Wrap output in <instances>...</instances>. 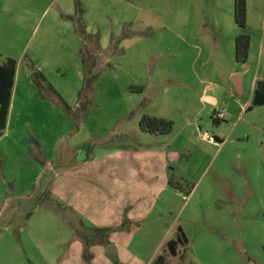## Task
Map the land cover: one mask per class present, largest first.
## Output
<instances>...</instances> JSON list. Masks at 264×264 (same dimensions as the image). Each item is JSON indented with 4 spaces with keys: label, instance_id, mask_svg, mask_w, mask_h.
<instances>
[{
    "label": "rangeland",
    "instance_id": "obj_1",
    "mask_svg": "<svg viewBox=\"0 0 264 264\" xmlns=\"http://www.w3.org/2000/svg\"><path fill=\"white\" fill-rule=\"evenodd\" d=\"M233 3L0 0V60L28 68L35 59L71 103L68 112L51 92L41 101L20 87L0 137V264H154L159 256L166 264H264V107L251 104L264 80V0H249L244 30ZM139 8L144 73L127 72L129 62L113 75L120 35ZM241 34L250 36L246 64L235 58ZM237 74L241 94L231 82ZM91 75L99 106L74 115ZM130 79L143 91H131ZM205 84L216 106L200 103ZM144 115L173 122V131L143 133ZM178 227L188 243L172 256L167 243Z\"/></svg>",
    "mask_w": 264,
    "mask_h": 264
},
{
    "label": "trees",
    "instance_id": "obj_2",
    "mask_svg": "<svg viewBox=\"0 0 264 264\" xmlns=\"http://www.w3.org/2000/svg\"><path fill=\"white\" fill-rule=\"evenodd\" d=\"M78 5L79 4H77V8ZM233 8L235 25L240 29H246L247 0H234ZM69 19L72 20L73 18L70 17ZM249 49L250 36L248 34L239 35L235 39V58L237 63L246 64L249 56ZM16 67L17 63L14 60L7 59L4 62L0 60V137L7 127ZM30 70L32 80L40 95L43 96V93L47 91L51 92L60 102L63 103L65 110L70 112V107L57 94L52 85L47 82L43 73L37 70L32 64L30 65ZM96 78L97 75H91L90 77L85 78L83 87L78 94V107L75 111L76 113L73 112L74 115L79 113L83 117L93 106L94 82L96 81ZM133 89V87L130 88L131 91ZM251 104L253 107H264V80H257L255 82ZM139 128L143 133L165 136L173 131L174 125L171 121L144 115L139 121ZM94 232L95 236L92 238V244H95L100 238L99 234L101 233V229H96ZM187 243L188 239L185 233L182 228L178 227L176 238L167 243V250L172 256H176L177 248L180 245H186ZM83 258L86 262H89V257L86 256V253ZM154 264H166V257H157Z\"/></svg>",
    "mask_w": 264,
    "mask_h": 264
},
{
    "label": "crops",
    "instance_id": "obj_3",
    "mask_svg": "<svg viewBox=\"0 0 264 264\" xmlns=\"http://www.w3.org/2000/svg\"><path fill=\"white\" fill-rule=\"evenodd\" d=\"M123 1H124V3H127V5L130 6V3H132L134 0H129V1L128 0H123ZM233 5H234V3H233ZM137 8L138 7H135V10H137ZM142 12H143L142 8H139L138 9V14H137L135 20H132V21L130 20V21H128L126 23V27L128 28L129 31L124 36H122V34L120 35L121 36L120 37L121 42H120L119 48L121 49V53L116 56L117 57L116 58L117 61L114 63L115 67H111V69H110L111 71L109 73H111L113 75H117V74H119V72H124L127 69V65L129 64V62H130V66H131V71L128 70L127 72H131V73H134V74L137 73L140 77L142 76V73H144V69L142 70V73H141V69H142L143 66H142V64L140 65V57L142 55V52H140V50L144 47L145 42H146V39L143 37V30H144V28L147 25V21L144 18ZM248 13H249V0H247V24H248V18H249ZM124 25L125 24H123V26ZM135 47H137L138 52H136L135 53L136 55H134V57H132V53H133V50L135 49ZM169 53H171V56H169V58H175V54L176 53L173 52V50H171V52H169ZM200 53H201V51L198 53V55H200ZM113 58H115V56ZM162 58H164V57H162ZM34 62H35V66L36 67L34 66ZM31 64L35 68H41V64L36 62L35 59L31 60L28 68H27V66L25 64L20 66V64L17 62L14 87H13V90H12V97H11V105H10V109H9L8 119H7V126L9 124L10 117L13 114L14 104L17 102L16 101L17 98L21 95V94H19V92H21L20 87L22 85H23V91H22L23 94L26 91L25 88L27 87L28 88L27 90H28L29 93H30V91H33V94L36 93V95H38V97L39 96L42 97L40 95L36 85L33 84L34 82L32 83L33 80H31L32 76L30 74L31 73V70H30V65ZM42 67H44V66H42ZM167 75H168V73H167V71H165V75L163 77H166ZM237 75H239V74H237ZM23 76H24V78H23ZM45 77L47 79V82L53 86V83L50 82V78L47 75ZM20 78H22L23 81H26L27 78H29L28 79V83L26 84V82H25L24 84H19L18 82H19ZM160 78H161V76H160ZM233 78H234V76L231 77V82H232ZM127 83H128L127 84L128 87L138 88V90L143 91L142 87H140V86H143V85H141L142 84L141 80H138L137 82H135V81L131 82V79H130L129 82H127ZM30 84H32V87H31ZM232 85H233V83H232ZM55 88H54V90L57 92V94L70 107L71 103H68L65 100V96H64L63 92H61V91L59 92V88L58 87L55 86ZM241 88H242V77H241ZM81 89H78V92H77L78 94H79ZM210 91H211V88L206 85V87L203 88V90H202V92L200 94L199 100H200V103L206 104L208 106L213 107L210 104H215V106H216L218 104V101H217L216 97L213 94H211ZM28 92L27 91L25 92V96L28 95ZM40 97H39V99L42 101L43 99H41ZM208 98L212 99L213 103H209L207 101ZM22 106H24V105H22ZM94 106H95V108H97V106H99V105H96L94 103L93 106L90 109L94 110ZM75 107H78V100H77V104L75 105ZM5 131H7V127H6ZM3 138H4V136H3ZM78 160L83 162L85 160V158L84 157L82 158V156H81V157H79Z\"/></svg>",
    "mask_w": 264,
    "mask_h": 264
},
{
    "label": "water",
    "instance_id": "obj_4",
    "mask_svg": "<svg viewBox=\"0 0 264 264\" xmlns=\"http://www.w3.org/2000/svg\"><path fill=\"white\" fill-rule=\"evenodd\" d=\"M234 89L238 94H241L242 88H241V75H236L234 76L232 80ZM207 101L209 103H213V100L208 98ZM106 257L109 258L111 261L116 262L117 261V254H116V249L115 247H109L106 251Z\"/></svg>",
    "mask_w": 264,
    "mask_h": 264
},
{
    "label": "built area",
    "instance_id": "obj_5",
    "mask_svg": "<svg viewBox=\"0 0 264 264\" xmlns=\"http://www.w3.org/2000/svg\"><path fill=\"white\" fill-rule=\"evenodd\" d=\"M218 119H224L225 118V111L222 109L217 113Z\"/></svg>",
    "mask_w": 264,
    "mask_h": 264
}]
</instances>
